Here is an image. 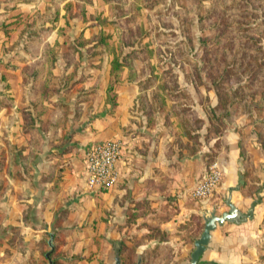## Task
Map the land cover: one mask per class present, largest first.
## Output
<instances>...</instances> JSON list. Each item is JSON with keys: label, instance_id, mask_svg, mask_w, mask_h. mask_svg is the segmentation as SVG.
Here are the masks:
<instances>
[{"label": "rangeland", "instance_id": "1", "mask_svg": "<svg viewBox=\"0 0 264 264\" xmlns=\"http://www.w3.org/2000/svg\"><path fill=\"white\" fill-rule=\"evenodd\" d=\"M122 85L137 87L132 102L148 119L179 111L192 129L200 120L187 121L182 104L197 100L221 117L208 132L235 119L264 152V0H0V264H47L49 236H27L25 214L4 204L43 144L39 102L57 97L73 128L83 110L117 104ZM146 237L118 239L122 264H135ZM54 240L52 264H64L54 248L65 238ZM93 240L87 261L111 264L112 246L107 256ZM179 251L147 248L141 264H173Z\"/></svg>", "mask_w": 264, "mask_h": 264}, {"label": "crops", "instance_id": "2", "mask_svg": "<svg viewBox=\"0 0 264 264\" xmlns=\"http://www.w3.org/2000/svg\"><path fill=\"white\" fill-rule=\"evenodd\" d=\"M122 86L117 104L106 103L99 112L96 106L83 110L73 128L55 103L57 97L39 102L43 108L41 122L47 129L42 125L43 144L31 156L28 178L15 177L18 185L11 184L14 191L11 188L10 200L4 201L25 214L26 223L22 217L20 220L28 230L27 236L64 237L65 242L54 248L64 264L66 260L96 264L98 254L87 261L96 246L93 238L100 240L103 248L99 249L108 256L111 246L120 244L118 239L137 233L147 236L137 246L141 259L147 248L167 245L174 251L181 249L183 253L179 251L181 254L172 260L180 264L188 261L193 242L203 229V214L214 207L218 213L226 210L224 199L234 186L231 200L241 210L258 200L253 219L217 226L202 260L264 264V152L254 135L243 136L245 127H239L235 119L224 118L222 130L208 132L217 122L197 100L182 104L187 108V121L200 120L192 129L179 111L154 113L148 119L132 102L140 92L137 87ZM73 103L67 101L65 107ZM163 105L179 109L177 101ZM206 105L211 109L216 102L208 101ZM64 119L66 124L60 123ZM113 138L125 141L118 164L119 180L107 190H89L85 184L84 148ZM212 163L221 172L220 181L209 198L197 199L192 190ZM15 189L21 190L20 197ZM52 244L57 245L55 240ZM52 260H57L54 255Z\"/></svg>", "mask_w": 264, "mask_h": 264}, {"label": "built area", "instance_id": "3", "mask_svg": "<svg viewBox=\"0 0 264 264\" xmlns=\"http://www.w3.org/2000/svg\"><path fill=\"white\" fill-rule=\"evenodd\" d=\"M125 150V141L113 138L87 145L84 148L85 184L89 190L112 188L119 180L118 164ZM221 177L217 164L212 163L192 190L197 199L209 198Z\"/></svg>", "mask_w": 264, "mask_h": 264}, {"label": "water", "instance_id": "4", "mask_svg": "<svg viewBox=\"0 0 264 264\" xmlns=\"http://www.w3.org/2000/svg\"><path fill=\"white\" fill-rule=\"evenodd\" d=\"M236 187H230L228 189L227 197L224 199V204L227 207L226 210L218 213L216 208L214 207L209 213L203 214L204 224L203 229L200 235L193 242V249L189 254L188 261L180 264H219L212 260H202V255L207 248V245L211 238V232L220 225H223L225 222L240 224L246 222L247 220L253 219V211L255 207V203L258 200H254L251 202L250 206L245 210H241L237 207L231 200L232 191L235 190ZM48 245L50 249L46 252L45 257L47 258V264H52V260L50 258V254L52 252V236H50L48 240ZM114 254L111 258V264H121L120 261V244H114ZM142 259L141 256L138 255L135 264H141Z\"/></svg>", "mask_w": 264, "mask_h": 264}, {"label": "trees", "instance_id": "5", "mask_svg": "<svg viewBox=\"0 0 264 264\" xmlns=\"http://www.w3.org/2000/svg\"><path fill=\"white\" fill-rule=\"evenodd\" d=\"M121 63L120 62H115V65L116 66H118V65H120ZM230 101H233V98H231L230 99ZM215 109V107L212 109V110H214ZM220 120H221V117L220 118H216V119H214L213 121H215V122H217V124H219L220 123ZM51 236H52V240H53V238H54V236L51 234ZM53 245V244H52ZM54 247V246H53ZM145 253V252H144ZM142 254V259L144 258V256H145V254ZM144 260V259H143Z\"/></svg>", "mask_w": 264, "mask_h": 264}]
</instances>
